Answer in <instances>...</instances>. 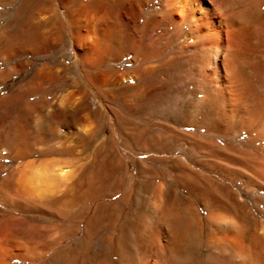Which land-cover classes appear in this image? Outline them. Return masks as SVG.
Returning a JSON list of instances; mask_svg holds the SVG:
<instances>
[{"label": "bare ground", "instance_id": "bare-ground-1", "mask_svg": "<svg viewBox=\"0 0 264 264\" xmlns=\"http://www.w3.org/2000/svg\"><path fill=\"white\" fill-rule=\"evenodd\" d=\"M263 6L21 0L0 24V35L19 37L26 20H36L30 41L24 35L0 52V264H44L45 224L55 233L51 264H264ZM65 37L78 53L71 64L63 55L26 73L30 61H16L57 49ZM28 41L39 45L28 49ZM106 58L117 68L101 70ZM106 85L117 88L118 146L138 179L92 212L105 178L122 170L121 150L101 143L100 152L113 157L105 175L69 184L66 158L34 151L27 117L47 106V121L68 127L74 111L90 109L87 87ZM58 193V210H43L42 199ZM200 208L213 228L204 241Z\"/></svg>", "mask_w": 264, "mask_h": 264}, {"label": "rangeland", "instance_id": "rangeland-1", "mask_svg": "<svg viewBox=\"0 0 264 264\" xmlns=\"http://www.w3.org/2000/svg\"><path fill=\"white\" fill-rule=\"evenodd\" d=\"M21 2V0H1L0 2V24H3L9 16H11L14 8ZM264 10V6L262 8ZM60 15L64 17L63 10H58ZM5 13V14H4ZM33 21V22H32ZM35 19L28 18L26 23L24 24V28L19 33V37L27 38L29 41L31 39L32 31L35 30ZM66 33V32H65ZM13 35L11 37L8 32H4V34L0 35V52L7 46L12 45L16 41H18L19 37H15ZM66 36V34H65ZM18 38V39H17ZM16 39V40H15ZM3 41V42H2ZM28 41V49L37 48L39 44L35 42ZM64 42L60 43L58 48L50 49L49 52L39 53L36 58L31 59V56L28 54L19 55L16 57V61L28 60L30 61V65L25 68V72H31L36 68V65L40 62H57L60 58L65 55L64 60L71 64L77 60V50L74 46L73 42L69 40V38H64ZM56 49V50H55ZM69 49V51H68ZM104 59L99 63V68L101 70H106L108 67L117 68L116 62H112V59ZM112 63H110V62ZM39 63V64H40ZM104 65V67L102 66ZM106 66V67H105ZM102 67V68H101ZM14 80L6 83L3 86L2 95L8 94L13 87L16 85V78ZM103 88V89H102ZM113 88V89H112ZM92 88L91 86L87 87L88 90V104L90 105V109L85 112H81L80 110L74 111V116L72 117V123L68 127H64L60 124H52L49 123L47 117V106L41 108L38 106L33 108L27 117V131L29 134L30 141L34 143V151L44 150L46 152H52L51 150H56L55 156H51V158L62 159L66 158L68 164L71 165L72 171H74V176L69 184H72L74 180L80 176L85 175L86 179L95 177L102 178L105 175V161L113 158L112 155L109 156L108 153L100 152L101 143L113 142L114 146H118L120 140L118 139V131H117V112L115 108L116 98V87H100ZM103 93H102V91ZM110 91V94L113 95L114 99L110 100L108 98L107 92ZM94 91V92H93ZM100 92L102 98L97 96V93ZM106 93V94H104ZM104 94V95H103ZM96 97V98H95ZM108 99H107V98ZM111 101L113 103H111ZM105 102V103H104ZM109 102V103H108ZM112 109V110H111ZM90 113V115H89ZM94 116H93V115ZM98 114V115H96ZM96 115V117H95ZM93 116V117H92ZM51 128V129H50ZM84 128V129H83ZM85 131H83V130ZM58 130V131H57ZM39 134V137H38ZM67 147L71 148L69 154L63 153ZM121 146L117 147V150H121L122 156L125 157L124 165L122 167L119 175L114 178H105L104 182L106 185L103 189V196L95 199L91 204L90 208L93 212L95 207L98 205L108 204L115 202L121 193L128 186V183L133 179L134 183H137V172L136 167L133 162L127 157L126 152ZM106 155V157H105ZM126 155V156H125ZM110 157V158H109ZM46 159H51L49 157H45ZM44 157H41L39 154H35L34 158L37 160L44 161ZM65 163L66 161H63ZM122 173L124 174L123 179L119 182V178L122 177ZM134 177V178H133ZM136 180V181H135ZM64 192L66 189L63 190ZM106 191V192H105ZM116 191V192H115ZM109 192V193H108ZM60 196V193L56 194L54 197L44 198L42 199L41 206L43 210H58V204H54V199ZM111 196H113L111 198ZM106 198V199H105ZM110 198V199H109ZM112 199V200H111ZM103 200V201H102ZM201 218H202V230H201V239L204 241L206 237L209 236L211 230L213 229L209 221L206 219V212L201 209ZM126 212V211H125ZM42 217H47L46 214H43ZM50 220H54L53 217H49ZM45 228L50 229V233L47 237H43L40 242V247L44 251V256L41 260V263L45 261L44 264H51L50 262L46 263L50 256L55 252L56 245L54 244L55 233L52 232V227H48L51 225H44ZM204 227V228H203ZM80 235H76L73 239H78ZM44 242V243H43ZM48 243V244H47ZM43 244V245H42ZM54 245V247H53ZM54 248V249H53ZM197 254L199 256H203V249L197 250Z\"/></svg>", "mask_w": 264, "mask_h": 264}]
</instances>
